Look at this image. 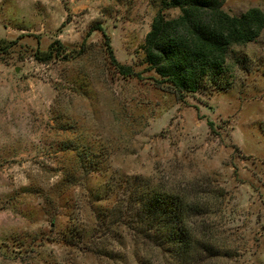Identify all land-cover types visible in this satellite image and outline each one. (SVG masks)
Masks as SVG:
<instances>
[{"label":"rangeland","instance_id":"374dc122","mask_svg":"<svg viewBox=\"0 0 264 264\" xmlns=\"http://www.w3.org/2000/svg\"><path fill=\"white\" fill-rule=\"evenodd\" d=\"M251 8L264 0L222 4ZM158 12L179 15L161 0H0V264H165L137 216L148 184L199 206L192 227L226 255L208 264H264V28L178 100L144 62ZM98 26L140 78L114 70ZM55 41L65 54L37 61Z\"/></svg>","mask_w":264,"mask_h":264},{"label":"trees","instance_id":"16d2710c","mask_svg":"<svg viewBox=\"0 0 264 264\" xmlns=\"http://www.w3.org/2000/svg\"><path fill=\"white\" fill-rule=\"evenodd\" d=\"M224 0H161L168 9H178L179 15L166 18L155 14L146 33L142 49L147 71L157 77L153 84L171 92L178 100L198 92L206 83H215L225 71L228 51L236 45L253 42L264 28V14L251 8L238 16L222 10ZM104 49L110 64L122 77L140 78L130 66L119 63L113 54L109 37L100 26ZM0 40V50L6 51ZM3 45V46H2ZM65 54L58 41L34 57L44 63ZM211 124V123H210ZM138 218L149 250L166 257L165 264H208L207 261L226 256L213 248L194 227L199 212L189 202L186 192L147 185L139 196ZM147 264H155L148 261Z\"/></svg>","mask_w":264,"mask_h":264}]
</instances>
